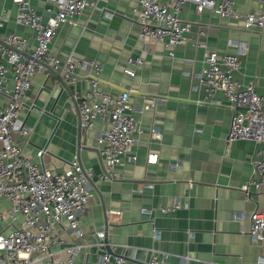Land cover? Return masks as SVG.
Here are the masks:
<instances>
[{
	"label": "crops",
	"instance_id": "obj_1",
	"mask_svg": "<svg viewBox=\"0 0 264 264\" xmlns=\"http://www.w3.org/2000/svg\"><path fill=\"white\" fill-rule=\"evenodd\" d=\"M28 1L43 21L51 15L46 0ZM90 1L92 10L60 25L49 53L61 63L96 61L101 65V90L113 97L128 91L131 115L141 129L129 153L136 160L124 159L114 177L101 178L105 168L96 136L109 124L96 121L82 130L73 98L89 89V75L76 69L75 79L68 80L53 70L65 82L62 86L49 65L31 79L19 114V121L32 129L28 143L14 136L23 156L51 172H62L73 162L92 171L88 210L82 219L85 244H92V234L100 231L105 250L119 254L122 246L134 248L136 259L155 252L165 264H264V245L249 235L250 214L264 211V185L255 186L258 177L252 170L260 158L258 149L249 140L227 142L230 105L220 92L207 97L195 78L206 52L236 55L240 68L234 79L253 82L255 92L264 97V28L244 25L245 16L258 15L262 5L258 0H230L234 14L221 17L207 8L197 13L193 3H183L177 17L190 27L188 41L168 48L138 39L133 0ZM0 13L4 18L0 33L25 37L30 51L35 33L14 23L17 6L12 0H0ZM198 31L204 36L200 38ZM198 42L202 45L196 46ZM130 58H139L142 64L132 67ZM128 68L134 70L133 77L125 74ZM3 104L0 96V107ZM39 149L44 151L41 157L36 156ZM150 153L157 154L154 164L148 161ZM249 181L253 184L246 194L242 187ZM173 203L180 208L161 213ZM64 238L67 244L72 242L69 233ZM97 252L93 246L85 248L75 264H96ZM66 257L60 253L54 259Z\"/></svg>",
	"mask_w": 264,
	"mask_h": 264
},
{
	"label": "built area",
	"instance_id": "obj_2",
	"mask_svg": "<svg viewBox=\"0 0 264 264\" xmlns=\"http://www.w3.org/2000/svg\"><path fill=\"white\" fill-rule=\"evenodd\" d=\"M51 15L43 21L28 0H12L17 6L14 23L30 28L34 33L35 46L29 51V41L15 33H0V96L4 99L0 107V264H75V259L85 248L97 249L96 264H165L164 258L153 252L136 259V249L122 246L119 254L104 249L103 232L92 234V244H85L82 219L88 210L89 182L93 179L90 169L73 162L62 172L42 169L23 156L22 149L14 142V136L23 137L28 143L32 129L19 121L24 99L31 79L45 70L46 66L59 70L65 79H75L74 71L83 69L89 75V89L73 95L79 125L82 130L92 128L96 121H107L109 126L96 136L98 153L105 168L102 179L115 176L114 169L123 160L134 162L136 157L129 155L137 144L141 133L138 122L131 115L134 112L129 104V93L123 91L116 96L103 91L98 86L101 65L96 61H72L61 63L49 53L58 28L78 16L92 10L90 0H46ZM134 11L138 15L140 31L138 39L144 43L154 41L164 47L174 48L188 41L190 27L182 23L177 14L180 5L194 4L200 13L204 8L221 17L234 14L232 2L223 0L216 4L211 0H133ZM262 10L258 15L245 16L246 28H264V0H258ZM0 13V30L3 26ZM199 37L204 36L198 31ZM202 43H196L200 46ZM243 50L242 45L232 44ZM173 57V52L169 53ZM203 66L195 75L198 85L203 87L207 97L216 92L222 93L232 110L227 142L238 139L252 141L260 155L252 163L253 175L258 177L256 187L264 185V97L254 89V83L241 84L234 79V72L240 68L236 55L219 56L214 51L203 56ZM128 64L137 67L142 64L139 58L129 59ZM125 74L134 76V70L126 69ZM70 75L72 77H70ZM150 109V107H144ZM157 137V134H154ZM44 151L39 149L37 157ZM148 161L155 163L157 154L150 153ZM177 165H173L175 168ZM253 181L244 185L247 194ZM178 203L162 207L161 213L175 212ZM118 214L117 212H113ZM236 217V215H234ZM249 235L258 245H264V211L250 214ZM4 223V227L1 225ZM69 233L72 242L67 244L64 234ZM61 247L57 249V247ZM66 253L64 260H55L57 254ZM264 263V260H262Z\"/></svg>",
	"mask_w": 264,
	"mask_h": 264
},
{
	"label": "water",
	"instance_id": "obj_3",
	"mask_svg": "<svg viewBox=\"0 0 264 264\" xmlns=\"http://www.w3.org/2000/svg\"><path fill=\"white\" fill-rule=\"evenodd\" d=\"M49 70L55 75V77L57 78V83H59L60 85L64 86L65 85V82L63 81L62 78H60V76H58L54 71L53 69L49 68ZM70 77H72L70 75ZM104 241L106 242V238H104ZM107 247V246H106ZM109 252V251H108Z\"/></svg>",
	"mask_w": 264,
	"mask_h": 264
}]
</instances>
